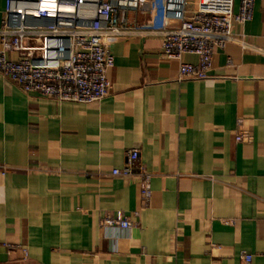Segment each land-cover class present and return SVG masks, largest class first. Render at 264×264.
Masks as SVG:
<instances>
[{
    "label": "crops",
    "instance_id": "1",
    "mask_svg": "<svg viewBox=\"0 0 264 264\" xmlns=\"http://www.w3.org/2000/svg\"><path fill=\"white\" fill-rule=\"evenodd\" d=\"M120 20L100 102L26 94L0 75V264H264V0L201 81H179L160 55L147 2ZM129 150L150 175L147 208L136 175L112 176ZM116 213L133 227L101 225Z\"/></svg>",
    "mask_w": 264,
    "mask_h": 264
},
{
    "label": "built area",
    "instance_id": "2",
    "mask_svg": "<svg viewBox=\"0 0 264 264\" xmlns=\"http://www.w3.org/2000/svg\"><path fill=\"white\" fill-rule=\"evenodd\" d=\"M263 0H5L0 23V75L26 94L61 103L92 104L109 94L107 74L113 67L109 39L125 35L120 19L149 4V28L161 41L160 55L179 62V81L214 78L215 50L233 41L235 25L252 20L256 3ZM160 15L155 17L157 5ZM70 9V10H68ZM7 55L13 56L8 58ZM184 55L197 65L183 64ZM248 138L237 122L235 141ZM137 150L126 152V165L112 176L136 175L141 181L143 208L151 200L150 175L138 165ZM101 225L128 231L130 219L108 214ZM245 264L250 256L243 255Z\"/></svg>",
    "mask_w": 264,
    "mask_h": 264
},
{
    "label": "bare ground",
    "instance_id": "3",
    "mask_svg": "<svg viewBox=\"0 0 264 264\" xmlns=\"http://www.w3.org/2000/svg\"><path fill=\"white\" fill-rule=\"evenodd\" d=\"M68 10H70V9H68Z\"/></svg>",
    "mask_w": 264,
    "mask_h": 264
}]
</instances>
